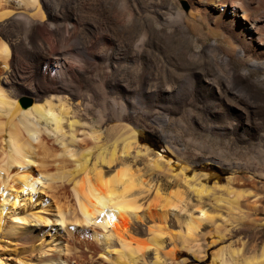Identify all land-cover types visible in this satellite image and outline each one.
Instances as JSON below:
<instances>
[{
  "label": "rangeland",
  "instance_id": "1",
  "mask_svg": "<svg viewBox=\"0 0 264 264\" xmlns=\"http://www.w3.org/2000/svg\"><path fill=\"white\" fill-rule=\"evenodd\" d=\"M67 1L52 0L51 4L50 0L49 8L43 7L45 9L43 13L46 14L44 17L50 18L51 15L56 17L54 14L59 11L60 15L62 14L65 18L71 13H78V21L75 22V30L73 29V35L69 40L70 43H68L71 45L72 42L79 41L85 44L90 53L99 55L107 52L112 53L111 57L105 63L100 56H97L96 62L90 63L74 50L68 55L67 63L60 73L57 72L56 62H52L48 67L46 76H42L31 65L33 63L29 59L30 55H26L25 59L20 58L18 61L20 78L14 90L16 93L21 91L19 99L17 98L18 102L21 104L20 100L23 98L34 101L30 90L39 85L47 86L62 83V85L68 86L75 95L66 90H58L54 92L53 100L55 103L58 102V98L66 101L69 114L63 121L65 130L68 129L69 121L76 120V128L79 132L85 133L78 138V149L82 150V147L93 146L94 142L99 145H106L109 150L116 146L120 159L129 163L142 181L147 180L145 184H148L150 188L144 189L138 195L139 201L144 203L141 210L144 214H140V218L131 220L132 229L137 237L152 243L146 249L144 258L146 264H152L154 261L153 252L156 248H159L158 255L164 264H213V257L218 253V255L233 259L235 263L237 261L238 264H246V261H250V259L252 260L250 263L253 262L251 264L260 262L264 264V153H262V151L264 152V69H251L248 76L256 82L254 89H250L247 85L245 88L246 81L244 80H241L242 85L240 80L237 83L236 78L227 76L228 82H231V87L235 85L233 89L238 90V93L244 97L247 96L248 101H253L252 103L256 106V113H250V122L239 126L236 130L235 123L231 125L232 122L228 124V122L214 118V115L225 111L224 107L221 108L220 105L222 104L216 100L212 93L208 94L197 86L198 75L208 68H217L227 74V69L220 61V55L218 52H214L213 47H211L215 39L220 41L221 38L212 36L209 24L200 20L196 21L194 31H192L185 26L168 27L156 17V10L166 12V16H175L178 11L182 10L188 17H191L193 8L189 0H126L125 5L124 2H120L121 0H77L76 3H71L73 7L75 6V11L72 6L64 5ZM0 3H2L1 0ZM99 11L109 14L108 32L103 27L105 23ZM259 12L260 9L253 10L254 14ZM86 23L94 26V28L99 26L98 30L105 32L103 43L98 44L96 42V37L100 34L99 31L92 33V27L88 28L85 26ZM100 23L104 24L100 26ZM21 24L22 21L18 25L21 26ZM26 26V38L34 42L33 37H30L33 34L32 31L27 29L29 24L26 23ZM14 27L16 35L21 36L22 32L18 26ZM122 32L123 35L126 34L122 36ZM147 32L149 36H147ZM39 33L41 32L39 31ZM116 34L121 35L117 36ZM0 36L4 38V35L1 34ZM166 36L170 37L169 42H166ZM141 38L142 41H140ZM118 41L121 44L125 42L126 45L120 46ZM136 42L139 44L142 42L145 47L137 45ZM220 42L225 47H229L227 42ZM49 44L54 46L51 41ZM127 45H130V48ZM134 47L138 48L135 49ZM33 49L36 50V48H32V52H35ZM183 50L184 53H182ZM139 51H142V55ZM135 55L137 58L133 57ZM233 63L237 68L244 65V61L241 60H234ZM190 69H193L192 71L195 73ZM188 83L192 85L191 88ZM157 86H161L163 89L167 87L162 95L157 93ZM247 89L251 91L249 92ZM209 99H214L215 102L211 103ZM42 100L45 101V99ZM241 108L243 111H247L245 108ZM253 117L257 118L254 120ZM5 119L3 117V120ZM14 123L16 121L8 124V127ZM231 127L235 131L232 129L229 131L228 128ZM244 128L251 134V137L242 139L240 134L243 133ZM133 130L137 131L138 144L133 142L134 144L132 143L129 148V155H126L122 153V148L128 139L129 141L132 140ZM224 130L226 131L224 132ZM90 134L97 136V140H94ZM145 138H154L155 145L148 144L144 141ZM157 152L162 153L166 160H171L170 163L173 165L174 172L184 169L185 174L189 175L188 177L193 176V174L200 177L208 186L207 191L209 192L204 191L206 194L202 192L199 195L198 192L192 190V187L188 186V183L186 184L181 175H176L169 170L165 163L161 162V166H157L155 162ZM50 153L47 155L49 163L51 165L56 164L61 157L55 153ZM94 154L92 159H95L96 154ZM2 157L0 150V160ZM70 168L73 167L70 166ZM204 173H208L209 177L206 176L205 178ZM190 182V185L197 184L198 180L190 179ZM157 187L164 195L167 194L166 196L171 195V191L180 188L179 190L183 192L185 197L180 205L186 207L188 211L195 209V213L199 207H202L209 213V217L203 220L199 228L190 235L187 233L186 226L180 223L174 214L168 216L165 228L160 219L157 218L164 202L162 198L154 199ZM135 190L139 191L138 189ZM49 191L50 189L45 186L34 192L31 199L32 201L36 198L39 201L44 199L50 201L44 204L46 209L42 212L44 216L53 214L52 198ZM147 196L148 198H146ZM172 199L174 202L173 197ZM153 201L154 203L157 201L159 205L157 203L154 205ZM35 208L33 211H38ZM8 218L6 227L0 229V264H34L35 254L39 250L35 248L34 252L28 251V249L23 251L25 246L28 248L30 245L27 243L22 245L7 231V228L11 226V221L16 223L18 221L26 227H31V223ZM32 224L35 223L32 222ZM40 224L41 230L46 232V235L48 229H51L50 231L55 230V227L51 225L52 223L42 222ZM40 242L41 240L36 241L35 245ZM100 242L102 241L100 240ZM112 246L111 249L119 247L114 243ZM42 248L45 251L51 250L44 243ZM174 253L176 254L174 255ZM198 254L202 255V258ZM112 255L115 256L116 252H113ZM184 259L186 260L184 261ZM139 262L143 264L142 261Z\"/></svg>",
  "mask_w": 264,
  "mask_h": 264
},
{
  "label": "bare ground",
  "instance_id": "2",
  "mask_svg": "<svg viewBox=\"0 0 264 264\" xmlns=\"http://www.w3.org/2000/svg\"><path fill=\"white\" fill-rule=\"evenodd\" d=\"M1 1L0 35H4V38L0 36V150L3 155L0 160V229L2 230L6 227V221L9 219L8 217L31 223V227H26L18 221L17 223L11 221V226L7 228V231L9 234L13 235L15 239L19 240L22 245H26V243L30 245H28V248L25 246L23 251L28 249V251L31 250V252H34L35 248L39 250V252L35 254L34 264H140L139 261L146 264V260L144 259L145 253L147 252L146 249L150 247L151 242L137 237L132 229L131 220L139 217L140 214H144L141 212L144 203L139 201L138 195L144 189L150 188L148 184H145L147 180L145 182L144 180L142 181L141 177L136 175L132 166L120 159L121 157L118 155L116 146H113V148L109 150L106 145H99L97 142H94L93 146L82 147V150L78 149V138L85 133L79 132L76 128V120L69 121L68 129L65 130L63 121L66 115L69 114L68 106L66 101L62 98H58L57 103L53 100V96L55 95L54 92L58 90H66L75 95L71 88L62 85V83L47 86L39 85L35 89L30 90V94H32L34 101L32 100V102L26 106L20 104L18 102L19 100H17L21 91L17 93L14 91L18 84V79L20 78L18 74L20 69L18 67V61L20 58L25 59L26 55H30L29 59L32 61L31 63H33L31 65L36 69L37 73L46 76L48 67L52 62H56L57 72L60 73L67 63L68 55L74 50L77 51L85 61L90 63L96 62L97 56H100L101 60L106 63V60L110 59L112 53L109 54L104 52L99 55L90 53V50L85 44L79 41H75V43L72 42L71 45L69 44V40L73 35V29L77 23L76 21H78V13H71L65 18L62 14L60 15V11L57 13L53 11L56 17L51 15L50 18H45V12L43 13L45 9H43V7L49 8L50 0ZM76 1L77 0H68L64 5L72 6L71 3H76ZM120 2H124L125 5L126 0H121ZM189 3L193 8L191 17H188L182 10L178 11L175 16H166V12L156 10V17L160 22L162 21L161 23L168 27L177 28V26H185L192 31H194L196 21L200 20L209 24L212 36H218L221 38L220 41H225L229 44V47H225L217 39L211 44L214 52H218L220 55V61L227 69V74L217 68H208L198 75L199 79L197 86L208 94L212 93L216 100H219L218 102L222 104L220 105L221 108L222 106L224 107L225 111L223 110L224 112L214 115V118L222 122H228V124L232 122L231 125L235 123L237 130L239 126H243L250 122V113H256V106L252 103L253 101H248L249 99L246 98L247 96L244 97L242 94L238 93V90L236 91L233 89L235 86L234 84V86L231 87V82H228V77L236 78L238 80L237 83L239 80H244L246 81L244 86L247 85L250 89H254L256 82L250 79L248 75L251 69H264V0H189ZM74 7L72 6L73 9ZM255 9H260V12L254 14L253 10ZM101 11H99V13ZM100 16L105 23L103 27L107 30V26H109V14L101 12ZM67 19H70L71 22L67 21ZM72 19L74 21L73 23ZM21 21L22 24L19 26L18 24ZM26 23L29 24L27 28L28 31H32L33 33L30 37H33L32 39H34V42L26 38ZM102 24L100 23V26ZM14 26H18L20 32H22L21 36L16 35L17 33L15 32ZM85 26H88V28L92 27V33H97V31H99L98 24L97 28H94V26L88 23H86ZM39 31L41 33L38 34ZM98 33L100 34L94 37L97 38L96 42L100 44L104 42L105 32L99 31ZM124 35L122 32V36ZM147 36H149V33ZM166 37V42H169L170 37ZM142 40L141 38L140 41ZM50 41L51 43L53 42V47L49 44ZM119 42L120 41L117 43L121 46L124 45L126 41L124 44L123 42L122 44ZM233 43L235 44L233 45ZM136 44L142 45V42L141 44L136 42ZM33 47L36 48V50L33 49L35 52H32ZM137 48L138 47L135 49ZM141 52L139 51L140 55H142ZM184 52L183 50L182 53ZM132 54L134 55V53ZM73 57L75 58L74 55ZM133 57H136V55ZM234 60L244 61V65L237 68L233 63ZM192 70L190 69V71ZM240 84H242V81ZM191 87L192 85L190 84V88ZM166 88L167 87H165V89ZM168 88L173 89L171 87ZM157 89L156 91L158 94L161 93L162 95V93L165 92V89L161 86ZM170 89L168 90L170 91ZM248 89L247 91H249ZM249 92L248 94H250ZM253 92H255V90H253ZM42 99H45V101ZM212 100H210L211 103H214L215 100ZM241 107L245 108L247 111H243ZM236 108L241 109V111H238ZM3 117L6 118V121L3 120ZM254 118L255 117H253V119ZM12 121H16V123L8 127V124ZM255 128L257 129V127ZM228 129L231 131L232 127ZM245 129L246 128H244V130H242L243 133L240 134L242 139L251 137V134L247 130L245 131ZM135 130H133L131 135L132 140L129 141L128 139V142L124 144L122 148V153L126 155L130 153L129 148L131 144L133 142H135V144L138 142L137 131ZM225 131L226 130H224V132ZM90 136L94 140H97V136L95 137L92 134H90ZM261 136L263 135L261 134ZM167 142L170 141L167 140ZM95 150L96 152H94ZM50 152L61 157L56 164L51 165L49 163L47 155L51 154ZM262 153L264 152L262 151ZM262 153L260 152V154ZM93 154L95 155V159H92ZM156 155L157 158L155 162L157 166H161L160 163L162 162L167 165L169 170L173 171L174 168L170 163L171 160H166L164 155L160 152H157ZM70 166L73 168H70ZM174 173L176 175H181L186 184L188 183V186L192 187V190L198 192L199 195L204 191H206V193L209 192L207 191L208 186L200 177L196 176V174L188 177L189 175L187 176L185 174L184 169ZM204 176L206 178L208 173H204ZM190 179H197L198 183L190 185ZM45 186L50 189L49 192L52 198L51 207L53 209V214L51 216H44L42 214L43 211H46L44 204L48 203L47 201L49 200L46 201V199H44L39 201L38 198L35 200L33 199L34 201L31 200L34 196V192ZM179 189L180 188L171 191V195L168 194L169 196H166L167 194L164 195L158 187L156 191L154 190V199L158 200L162 198L164 201L157 218L160 219L161 223H163L162 225L166 228L168 216L174 214L177 216L178 221L186 226L187 233L190 235L199 228L203 220L209 217V213L204 208L199 207L200 205L198 209L196 208L198 210L196 213L194 211L195 209L188 211L186 207H182L180 203L183 202L185 197L183 192ZM148 196L146 198H148ZM170 196L174 198V202ZM156 203L159 205L157 201L154 205ZM34 208L38 211H33ZM148 211L149 210H147V212ZM32 222L35 224H32ZM42 222L52 223L51 225L55 227V230L50 231L51 229H48L46 235V232L42 231L40 228V223ZM40 240L41 242L35 245V242ZM100 240L102 242H100ZM43 243L49 246L51 250L45 251L42 248ZM112 243L119 247L111 249ZM158 249L159 248H156L153 252L154 261L152 264H164L159 258ZM113 252H116L115 256L112 255ZM175 254L176 253H174V255ZM218 254L213 257V264H238L237 261L235 263L233 259L231 260ZM199 257L202 258V255ZM185 260L186 259H184V261ZM250 261L252 260L250 259ZM250 261L246 262L249 264ZM176 263H178V260H176ZM258 264H261V262Z\"/></svg>",
  "mask_w": 264,
  "mask_h": 264
},
{
  "label": "water",
  "instance_id": "3",
  "mask_svg": "<svg viewBox=\"0 0 264 264\" xmlns=\"http://www.w3.org/2000/svg\"><path fill=\"white\" fill-rule=\"evenodd\" d=\"M20 102H21L22 105L26 106V105H29L32 102V100L29 99V98H23V99L20 100Z\"/></svg>",
  "mask_w": 264,
  "mask_h": 264
},
{
  "label": "trees",
  "instance_id": "4",
  "mask_svg": "<svg viewBox=\"0 0 264 264\" xmlns=\"http://www.w3.org/2000/svg\"><path fill=\"white\" fill-rule=\"evenodd\" d=\"M144 141H146L151 146L155 145V139L154 138H145Z\"/></svg>",
  "mask_w": 264,
  "mask_h": 264
}]
</instances>
